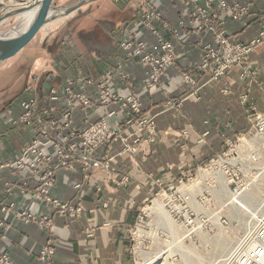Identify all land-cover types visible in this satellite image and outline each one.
Returning <instances> with one entry per match:
<instances>
[{
    "label": "crops",
    "instance_id": "1",
    "mask_svg": "<svg viewBox=\"0 0 264 264\" xmlns=\"http://www.w3.org/2000/svg\"><path fill=\"white\" fill-rule=\"evenodd\" d=\"M114 1L123 6L120 0ZM98 2L90 4L94 5L92 9ZM145 2L162 9L171 23L185 15L183 5L173 0ZM63 4L55 5L66 6ZM256 6L263 8L264 0H258ZM136 18L137 14L119 30L110 28L107 21L100 19L97 22L104 25L102 32L94 28L82 33L84 29L74 27L60 42L59 53L53 59L47 57L38 61L30 76L40 77L42 87H63L69 77L98 78L109 68H119L129 75L133 87L125 83L114 86L115 89L123 96L133 95L141 100L144 117H154L156 121V140L149 141L145 131L135 154L122 153L120 141L111 147H102L100 152L111 159L110 168L94 170L88 180L80 174L60 173L51 193L64 201L79 202L84 212L78 219L60 217L51 206L30 199L34 194L32 186L39 180L37 175L30 172L2 175L0 222L10 225L11 229L5 233L0 228V255H8L15 264H45L38 254L48 244L56 247L50 264H135L131 232L143 208L163 190L177 186L215 160L224 152L228 141H235L250 129L256 130L255 118L264 115V45L251 57L250 65L257 72L256 77L242 78L241 69L234 67L223 79L206 84L201 94L195 96L192 89L182 83V78L171 71L159 86L148 90L143 85L145 67L120 48ZM55 22L42 30L47 36L57 28L58 24L52 25ZM234 31V39L240 42H247L257 34L255 26L247 29L236 26ZM75 35L84 45V51L78 46ZM176 50V66L180 70L193 66L201 55L197 35L184 31L176 41ZM199 81L206 83L207 77L200 75ZM246 94L247 102L243 99ZM17 101L18 98L10 101L0 114L2 162L17 159L35 135L32 129L13 127L6 117L8 107ZM89 118L95 121L98 117L90 113ZM122 130L129 135L134 129ZM77 183L82 184V189H74ZM11 204L16 205L14 211L26 209L38 219L49 217L53 227L48 229L36 222L27 225L15 218L16 212H1L3 206Z\"/></svg>",
    "mask_w": 264,
    "mask_h": 264
},
{
    "label": "built area",
    "instance_id": "2",
    "mask_svg": "<svg viewBox=\"0 0 264 264\" xmlns=\"http://www.w3.org/2000/svg\"><path fill=\"white\" fill-rule=\"evenodd\" d=\"M173 1L181 3L185 10V15L176 23H171L162 9L145 2L138 7L136 22L130 25L128 35L120 43L126 55L138 59L145 67V88L155 89L174 71L176 77H181L182 83L192 89V94L199 96L206 84L220 81L234 67L241 69L242 78L258 75L250 65L252 55L264 45V7L256 6L258 0ZM236 26L244 29L255 26L257 34L247 42L237 41L234 39ZM184 31L197 35L201 55L193 66L180 70L176 66V41ZM200 75L207 77L206 83L199 81ZM129 80V75L119 68H109L98 78L88 75L76 79L69 77L63 87L45 88L34 78L15 105L8 107L6 117L13 127L32 129L35 135L17 159L0 161V177L7 172L37 175L39 180L32 186L31 200L51 206L60 217L81 218L84 209L79 202L64 201L51 193L60 173L68 171L88 180L94 170L110 168L111 159L100 152L102 147H111L120 141L122 153L135 154L145 131L149 141L156 140V121L154 117H144L141 100L133 95L123 96L114 87L128 84ZM243 99L247 102L249 96L246 94ZM90 113L96 115L97 120L91 121ZM255 126L257 133L264 136V115L255 118ZM122 128L134 130L126 135ZM233 142L228 141L226 147ZM221 155L217 158L222 159ZM174 188L163 190V193ZM74 189H82V184H75ZM15 206L5 205L1 212H13ZM14 212L15 218L24 224L36 222L48 229L53 227L49 217L38 219L26 209ZM140 218L131 232L133 243ZM188 218L185 224L188 229H193L194 221L191 216ZM0 228L6 233L11 226L2 221ZM135 251L133 248V253ZM55 255L56 247L48 244L40 249L38 257L42 263L50 264ZM224 262L264 264V216L256 220L255 227L238 241ZM0 264L15 263L8 255L1 254Z\"/></svg>",
    "mask_w": 264,
    "mask_h": 264
},
{
    "label": "rangeland",
    "instance_id": "3",
    "mask_svg": "<svg viewBox=\"0 0 264 264\" xmlns=\"http://www.w3.org/2000/svg\"><path fill=\"white\" fill-rule=\"evenodd\" d=\"M78 1L58 0L55 4L64 3L63 5L68 6ZM35 2L36 0H0V18ZM143 2L144 0H131L120 6L114 0H99L95 8L92 9L94 5L88 4L81 9V15L75 13L67 20H58L53 23L52 25L58 24V26L54 28V33L50 36L41 31L21 53L0 66V114L5 111L10 101L19 99L27 85L34 80V77L30 76L34 65L38 61H44L47 57L53 59L59 53V44L64 40L68 31H72L76 27L75 30L84 29L82 33L94 28L98 32H102L104 25L97 22V19L107 21L110 28L119 30L126 21L136 17L138 7ZM23 21L19 16L10 17L0 25V33H6L13 28L23 29ZM75 40L84 51V45L77 35H75ZM83 40L87 42V40ZM40 83H42V79H40ZM231 157L239 165L223 164L221 168L222 175L226 178L225 183L227 180L232 181L228 186L229 189L223 186L220 178L223 176L214 175L220 171L216 170L215 164L222 161L217 158L215 162H210L198 169L182 180L173 190L166 192L173 197L172 201H169L168 210H171V207L179 208L176 215L173 214L175 223L170 225L171 223L167 222L166 224L164 219L158 215L152 219L145 218L149 222V226L142 233H138L137 230L135 233L136 240L133 243V248L136 249L133 255L135 264H217L223 255L218 251L221 242H224L228 247L226 253L230 249L233 251L238 241L249 229L252 230L255 227L256 221L251 222V215L247 214L240 206H231V203L227 202V195L230 190L234 191L235 188L246 183L250 178L252 168L264 166V136L259 135L256 130L250 129L235 139L230 147H226L225 152L221 155V158L225 160ZM201 173L214 176L202 179ZM179 185L187 187L189 192H186L187 194L178 193ZM163 194L165 193L161 192L155 198L162 199ZM246 197L251 208L261 206V202L264 201V174L257 179L256 187H251L247 191ZM154 202L152 199L143 208L140 213L141 218L144 217L145 208L153 206ZM258 208L253 212L256 213ZM188 216H191L194 221L193 229H188L185 224L186 218L189 220ZM216 219L220 220V226L216 224ZM250 222L251 225L248 224ZM176 239L180 242L172 250L175 257H171L169 245ZM227 257L223 260H226ZM222 264H226V262H222Z\"/></svg>",
    "mask_w": 264,
    "mask_h": 264
},
{
    "label": "bare ground",
    "instance_id": "4",
    "mask_svg": "<svg viewBox=\"0 0 264 264\" xmlns=\"http://www.w3.org/2000/svg\"><path fill=\"white\" fill-rule=\"evenodd\" d=\"M21 18L24 20L23 23H22L23 28H27L29 26V24L31 23V21H32L33 13H30L28 15L27 14L23 15V16H21ZM221 160L222 161L217 162L215 164L216 165V170H218V171L220 170V171H219V173L218 172L214 173V175L218 174V175L223 176L222 175L223 174V172H222L223 170H221L223 164L239 165V164H237L236 160L234 158H232V157L230 159H228V160H225V159H221ZM250 173H251L250 178L247 179V181H246V183L244 185L239 187V189L236 190V191L235 190L234 191L230 190L228 192L227 202L231 203L230 204L231 206H233V205L240 206V208L245 210L247 212V214L251 215V219L250 220H251V222H253V221H256L258 218H261V217L264 216V201L261 202V206L260 207L258 206L259 208L258 207L251 208V206L249 205V202L246 199L247 198L246 194H247V191L251 187H256L257 179L264 174V166L260 167V168H258V167L257 168L256 167L252 168L250 170ZM214 175L213 174L204 175V173H201V178L202 179H206V178H208L210 176H214ZM220 178L222 179V183H223L224 188L227 187V189H229L228 186H229V184L232 183V181L227 180V182L225 183L226 178L224 176H223V178L222 177H220ZM177 189H178L177 190L178 193H181V194H187L186 192H189V190L185 186L179 185L177 187ZM207 189H210V188H207ZM162 196H163L162 199H156L155 200L153 206H148V207L145 208L144 217L141 218L140 225L137 228V232L138 233L139 232L142 233L143 230L146 229V227L149 226V222H147L145 218L152 219L154 216L158 215L159 217L161 216L164 219L166 224H167V222L171 223L170 225H172L173 222L175 223L173 214L176 215L175 213L178 212L179 208L178 207H171V210H168V207H170L169 205H170V202L172 201L173 197L169 196L167 193L163 194ZM257 208H258V210L256 211V213H254ZM236 210H238V209H236ZM239 212L243 213L241 211H239ZM219 221H220L219 219H216V224H218V226H220ZM251 222L248 223V224L251 225ZM198 229H200V228H198ZM179 242L176 239L173 243H171L169 245L170 246L169 250L171 251L170 252V256L171 257H175V255H173V251L172 250L174 248H176V246H177V244ZM227 249H228L227 245L224 242H221V245H220L218 251H220L221 254L223 253V255L221 256L220 260L217 261V264H222V262L225 261V260H223V258L229 256V254L232 252L231 249H230V251H228L226 253ZM142 264H146V263H142Z\"/></svg>",
    "mask_w": 264,
    "mask_h": 264
},
{
    "label": "water",
    "instance_id": "5",
    "mask_svg": "<svg viewBox=\"0 0 264 264\" xmlns=\"http://www.w3.org/2000/svg\"><path fill=\"white\" fill-rule=\"evenodd\" d=\"M99 0H79L73 5L56 6L55 0H38L26 7L9 12L0 18V25L13 16H23L33 13L31 23L27 28H13L6 33H0V66L21 53L36 39L38 34L49 24L57 20L69 18L75 13L82 14L81 9ZM131 0H125V4Z\"/></svg>",
    "mask_w": 264,
    "mask_h": 264
},
{
    "label": "flooded vegetation",
    "instance_id": "6",
    "mask_svg": "<svg viewBox=\"0 0 264 264\" xmlns=\"http://www.w3.org/2000/svg\"><path fill=\"white\" fill-rule=\"evenodd\" d=\"M121 2H120V4H125V0H120Z\"/></svg>",
    "mask_w": 264,
    "mask_h": 264
}]
</instances>
